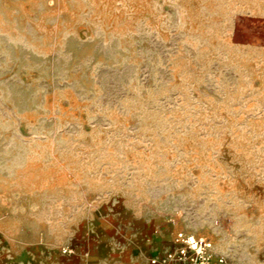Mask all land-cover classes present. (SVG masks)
<instances>
[{
	"label": "rangeland",
	"instance_id": "obj_1",
	"mask_svg": "<svg viewBox=\"0 0 264 264\" xmlns=\"http://www.w3.org/2000/svg\"><path fill=\"white\" fill-rule=\"evenodd\" d=\"M179 231L264 264V0H0L6 253Z\"/></svg>",
	"mask_w": 264,
	"mask_h": 264
},
{
	"label": "built area",
	"instance_id": "obj_2",
	"mask_svg": "<svg viewBox=\"0 0 264 264\" xmlns=\"http://www.w3.org/2000/svg\"><path fill=\"white\" fill-rule=\"evenodd\" d=\"M171 223H175L174 220ZM73 251L67 247L64 253ZM147 264H231L227 256L215 251L211 239L179 231L172 240V246L164 253L148 258Z\"/></svg>",
	"mask_w": 264,
	"mask_h": 264
},
{
	"label": "crops",
	"instance_id": "obj_3",
	"mask_svg": "<svg viewBox=\"0 0 264 264\" xmlns=\"http://www.w3.org/2000/svg\"><path fill=\"white\" fill-rule=\"evenodd\" d=\"M4 239V238H3ZM159 245L153 248L151 256L164 253L172 246L170 236H161ZM58 250L48 246L35 245L30 251L23 255V252H15L13 255L6 253L5 243L1 242L0 237V264H105L100 257L92 256L91 259H85L81 254H77L74 249L72 253H64V250ZM148 258L141 264H147Z\"/></svg>",
	"mask_w": 264,
	"mask_h": 264
}]
</instances>
